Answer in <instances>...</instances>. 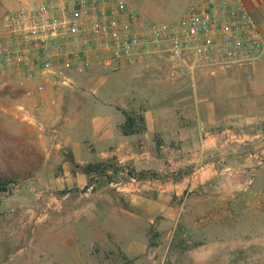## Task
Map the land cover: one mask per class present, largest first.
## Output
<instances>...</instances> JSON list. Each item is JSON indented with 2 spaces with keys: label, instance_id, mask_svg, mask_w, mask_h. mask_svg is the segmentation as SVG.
<instances>
[{
  "label": "crops",
  "instance_id": "0c3cea01",
  "mask_svg": "<svg viewBox=\"0 0 264 264\" xmlns=\"http://www.w3.org/2000/svg\"><path fill=\"white\" fill-rule=\"evenodd\" d=\"M181 1L183 14L192 0ZM242 1L264 36V0ZM100 79L99 87L92 82L56 92L49 87L46 97L56 95L57 104L44 113L43 158L2 204L34 186L55 198L85 189L90 177L75 163L103 162L120 169L95 175L92 185L102 189L120 183L123 198L146 210L130 214L151 222L160 214L170 220L174 197L218 177L228 188L242 181L249 162L237 164V159L248 140L264 135V53L248 65L198 68L184 77L172 76L164 58L146 57ZM142 173L147 175L132 181ZM150 207L155 211L147 215ZM148 235L147 229L133 232L127 251H146Z\"/></svg>",
  "mask_w": 264,
  "mask_h": 264
},
{
  "label": "rangeland",
  "instance_id": "374dc122",
  "mask_svg": "<svg viewBox=\"0 0 264 264\" xmlns=\"http://www.w3.org/2000/svg\"><path fill=\"white\" fill-rule=\"evenodd\" d=\"M126 1L153 19L182 16L181 0ZM20 2L0 0V18ZM106 70L114 68L96 64L84 73L74 72L73 87L89 82L99 87ZM26 90L16 79L0 75V180L15 185L29 180L43 158L42 132L16 112L18 103H32ZM240 162L249 165L235 188L218 177L174 197L170 220L160 214L152 222L130 214L146 210L123 198L120 183L102 189L96 183L89 191L90 184L56 198L34 186L22 198L2 204L14 193L15 185L9 184L0 196V264H264V135L246 142ZM154 211L150 207L147 215ZM145 229L146 251L131 254L132 233Z\"/></svg>",
  "mask_w": 264,
  "mask_h": 264
},
{
  "label": "built area",
  "instance_id": "2783aa9c",
  "mask_svg": "<svg viewBox=\"0 0 264 264\" xmlns=\"http://www.w3.org/2000/svg\"><path fill=\"white\" fill-rule=\"evenodd\" d=\"M263 53V33L242 0H192L172 21L126 0H29L0 18V75L27 88L32 103H18L17 115L43 131L44 113L57 104L56 95L46 97L49 87H72L73 73L95 64L162 57L172 76L184 77L248 65Z\"/></svg>",
  "mask_w": 264,
  "mask_h": 264
},
{
  "label": "trees",
  "instance_id": "16d2710c",
  "mask_svg": "<svg viewBox=\"0 0 264 264\" xmlns=\"http://www.w3.org/2000/svg\"><path fill=\"white\" fill-rule=\"evenodd\" d=\"M74 165L77 167H80L90 177V182H91L90 184L93 183L92 181H93L95 175L103 176V175H105L106 171L109 168L114 166L112 164L103 163V162L88 163L85 165H78L75 163ZM113 168L115 170L114 171L115 174H117L120 171V169H118L116 167H113ZM146 175L147 174L142 173L139 176L145 177ZM15 183H16L15 181L10 180V179H1L0 180V196H1V194L6 193L8 191L9 184L15 185Z\"/></svg>",
  "mask_w": 264,
  "mask_h": 264
}]
</instances>
